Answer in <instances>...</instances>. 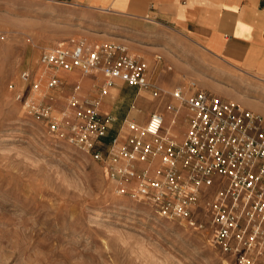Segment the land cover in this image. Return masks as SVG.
Instances as JSON below:
<instances>
[{
    "label": "rangeland",
    "instance_id": "obj_1",
    "mask_svg": "<svg viewBox=\"0 0 264 264\" xmlns=\"http://www.w3.org/2000/svg\"><path fill=\"white\" fill-rule=\"evenodd\" d=\"M79 14L46 0H0V264H235L212 243L204 209L195 211L190 224L158 214L149 200L119 193L102 161L52 134L15 94L24 90L26 97L37 83L35 98L54 105L55 116L76 81L82 96L99 97L101 77L78 70L62 72V85L46 89L41 50L79 39L122 44L146 62L147 78L165 91L193 80L263 117L249 104L264 108V85L226 76L215 64L209 70L208 59L175 33L136 34ZM23 70L28 83L19 77ZM100 97V111L113 118L99 147L103 152L114 134L126 135L125 118L143 125L170 101L164 92L155 96L120 82ZM178 131L182 135L184 127Z\"/></svg>",
    "mask_w": 264,
    "mask_h": 264
},
{
    "label": "built area",
    "instance_id": "obj_2",
    "mask_svg": "<svg viewBox=\"0 0 264 264\" xmlns=\"http://www.w3.org/2000/svg\"><path fill=\"white\" fill-rule=\"evenodd\" d=\"M38 62L45 70L46 89H58L61 73L101 77L99 97L82 96L73 83L64 107L36 99L37 83L29 95L17 91L27 111L46 120L56 137L90 153L104 163L105 174L121 194L149 200L160 215L194 224L202 208L211 229V241L235 264H264V117L187 81L165 91L146 76L147 64L127 53L117 42L89 44L84 39L41 50ZM30 82L27 70L19 73ZM116 82L165 93L163 111H151L142 125L123 121V139L108 137L113 118L100 111V96ZM98 88V87H97ZM96 88V89H97ZM184 127L178 137V130ZM133 184V185H131Z\"/></svg>",
    "mask_w": 264,
    "mask_h": 264
},
{
    "label": "crops",
    "instance_id": "obj_3",
    "mask_svg": "<svg viewBox=\"0 0 264 264\" xmlns=\"http://www.w3.org/2000/svg\"><path fill=\"white\" fill-rule=\"evenodd\" d=\"M46 1L68 4L89 22L136 34L175 33L208 59L209 70L215 64L226 76L264 85V0ZM249 105L264 113L262 106Z\"/></svg>",
    "mask_w": 264,
    "mask_h": 264
}]
</instances>
